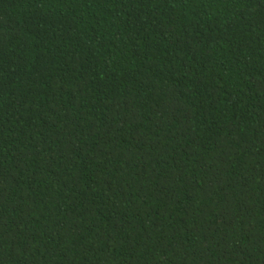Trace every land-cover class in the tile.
Here are the masks:
<instances>
[{
  "label": "trees",
  "instance_id": "1",
  "mask_svg": "<svg viewBox=\"0 0 264 264\" xmlns=\"http://www.w3.org/2000/svg\"><path fill=\"white\" fill-rule=\"evenodd\" d=\"M0 264H264V0H0Z\"/></svg>",
  "mask_w": 264,
  "mask_h": 264
}]
</instances>
